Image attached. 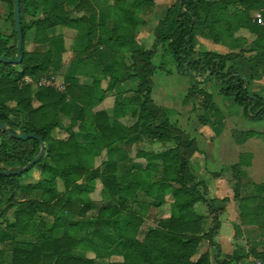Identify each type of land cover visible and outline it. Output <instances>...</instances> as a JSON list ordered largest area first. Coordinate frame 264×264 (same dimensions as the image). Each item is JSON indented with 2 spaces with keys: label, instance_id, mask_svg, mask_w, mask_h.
I'll use <instances>...</instances> for the list:
<instances>
[{
  "label": "trees",
  "instance_id": "trees-1",
  "mask_svg": "<svg viewBox=\"0 0 264 264\" xmlns=\"http://www.w3.org/2000/svg\"><path fill=\"white\" fill-rule=\"evenodd\" d=\"M41 1L46 0H21L22 62H0V123L6 124L12 133L35 135L45 142L44 157L25 174L36 170L41 177L48 175L50 186L35 198L33 192L41 182L24 183L25 174L0 175V264H98L113 256L122 260L108 264H239L251 256L264 264V251L242 250L220 259L216 232L221 225L219 215L230 199L208 197V186L191 170V159L199 151L197 139L177 126L152 96L157 68L152 60L163 46L180 71L221 85V94L234 98L246 117L263 119L264 92L250 91L249 80L240 73L238 63L250 54L264 65V25L253 23L252 17L253 11H264V0H178L159 22L152 49L140 45L136 30L143 7L154 5L153 0L135 3L133 9L129 0H112L114 3L107 6L113 21L111 29L98 21V9L102 6L98 0H58L56 6L39 16ZM0 3L8 6V20L13 27L10 35L0 33V56L15 59L19 39L15 0ZM82 13L81 17L74 16ZM28 15L34 17L30 22ZM75 24L88 36L87 45L79 53L78 70L90 66V59L110 30L112 40L120 44L104 78H94L95 84L88 87L81 85L77 76H68L64 91L25 83L26 77L38 81L50 75L52 56L51 51L28 50V34L35 30V43L50 42L56 48L63 43V36L57 35L56 29ZM238 27L249 29L254 39L236 36ZM199 37L225 46L229 52H199ZM131 80L137 83L131 97L117 91L120 83ZM113 91L115 115L111 118L106 111L95 108L105 94ZM12 103H17L16 109L11 107ZM128 103L137 109L133 114L136 122L131 126L119 120ZM76 105L81 109L73 117ZM63 115L72 116L69 126L64 125ZM56 130L63 131L65 136H55ZM255 133L246 132V136L253 137ZM80 136L85 139L80 140ZM132 142L137 143V148L144 142L154 149L159 147L150 151L138 148L137 158L148 161L145 168L120 164L123 156L130 158L125 146ZM41 149L38 138L15 139L0 127V170L24 168ZM104 153L106 159L97 165ZM242 165L234 164L228 170L236 181L234 192L240 201L242 223L252 224L261 216V211L253 213L252 204L261 192L264 194V183L253 186L254 192H258L255 196L240 199ZM222 175L223 172L216 174ZM99 180L103 186L102 205L96 208L91 193ZM201 202L208 206V215L197 212L196 205ZM168 204L170 215L162 216L140 240L152 209ZM205 241L214 251L195 258ZM76 250L91 251L96 257L77 255Z\"/></svg>",
  "mask_w": 264,
  "mask_h": 264
},
{
  "label": "rangeland",
  "instance_id": "rangeland-1",
  "mask_svg": "<svg viewBox=\"0 0 264 264\" xmlns=\"http://www.w3.org/2000/svg\"><path fill=\"white\" fill-rule=\"evenodd\" d=\"M157 1L158 3L154 5L147 4L144 6L141 12L140 19L144 18L145 20V27L146 31L149 32V38L144 37L139 43L147 49L153 48L155 30L159 22L165 17L169 7L174 5L178 0ZM37 3L39 4V1H37ZM46 3L47 0L41 1L40 5H38L40 8L39 16L42 14L45 15L51 10V7H49L50 5L47 7ZM57 3L58 2L52 3V5L56 6ZM260 12L263 13L264 11L260 10ZM74 16H76V14H74ZM33 18L34 17H31V15H28L27 22H30ZM253 23L259 26L264 25L262 21L258 20L253 21ZM0 33L5 35L13 33L12 22L8 20V6L4 3H0ZM243 33L249 36L250 39H254V36L250 35L248 32L243 31ZM29 39H31L30 33L27 36V48L28 50H33V42L29 41ZM213 44V42L199 37L196 49L199 52H205L210 49L215 51ZM257 60L258 58L255 55H247L245 60L239 61V71L249 80L251 92L263 93L264 65H262L263 63H258ZM152 61L157 67L153 76L152 96L155 103L159 106H163L169 113L171 120L177 124V126H180L190 133L191 136L195 137L198 141L199 151L191 159V170L196 178L204 181V183L211 188V192H215V187H217L216 183L219 178H227L229 184L234 186L235 182L231 178V171H229L228 168L240 161L243 164L248 163L253 155V163L254 166H256V172L251 174V170L245 168L246 171L244 170V173L246 174L244 178H246V182L250 185H252L253 181L257 183L260 182L262 163H264V118L261 120L249 119L246 117L243 108L235 102L234 98L221 94V85L214 84L209 79H197L186 72L180 71L177 63L165 47H160ZM230 64L231 62H229V65ZM259 75L263 77L256 80L255 77H259ZM50 78H52V75L44 76L38 81L32 80L29 84L46 87L40 86L39 82L43 79ZM24 82L26 83L25 79ZM34 105L38 106V103L35 102ZM11 107L16 109L17 103H12ZM133 109L134 114L137 112V109ZM62 120L66 121L65 117H63ZM133 122V119L132 121L130 120V124ZM251 131L256 132L255 136L247 137L246 132ZM79 139L81 140V138ZM243 140L246 142L242 144ZM133 143L134 142L125 146L126 152L129 151L130 157L134 159L133 162L131 161L132 164L139 168L148 166V163L142 160V158L137 159L138 148L150 151L153 150L154 147L144 142L137 148V143ZM158 148L159 147H156L155 149L158 150ZM241 151L249 152L245 154L244 160L240 155ZM123 157L120 164L127 166V160H129V158ZM103 159V156L99 158L97 160V165H100ZM257 168L259 169L257 170ZM221 172H223L222 176H216V174ZM39 175L40 173L36 170L35 173L31 172L30 175L25 174L22 182L28 183L29 179L38 177ZM46 178L48 179L49 176H42L38 179V182H41L40 187L33 192V197L39 198L41 194L48 189L50 183ZM102 188V183L99 180L95 188L96 190L91 194L93 200L96 202V208L102 205ZM214 196L215 195L211 193L210 197ZM196 210L202 215H208L209 213L208 206L203 202L196 205ZM95 212L96 210L90 213L89 216L91 217ZM168 213H170L169 204L160 209H154L146 219L139 239L143 240L149 228L155 226L158 220ZM228 216V214L222 215L221 221H228L226 220ZM212 224V222L209 223V226H212ZM227 226L232 230L231 225ZM7 247L9 246L7 245ZM7 247L4 246V248ZM212 250L213 248L210 244L205 241L199 250V254L195 258H199L200 255L207 252L211 253ZM217 253L216 251V254ZM223 256L226 255L220 253V259L224 258ZM11 260L12 253L9 251L7 253V261L10 262ZM120 260H122L120 256H113L111 259L99 261L98 264H108L111 261L115 262ZM252 262L261 264L259 260H253Z\"/></svg>",
  "mask_w": 264,
  "mask_h": 264
},
{
  "label": "crops",
  "instance_id": "crops-1",
  "mask_svg": "<svg viewBox=\"0 0 264 264\" xmlns=\"http://www.w3.org/2000/svg\"><path fill=\"white\" fill-rule=\"evenodd\" d=\"M56 0H49L46 3V6L48 7H54L52 3H56ZM109 1V2H108ZM142 0H129L128 5L131 9H133V5L135 3H139ZM155 1V2H154ZM153 2L156 4L158 3L157 0H153ZM98 3L102 6H99L98 9V21L100 23L106 24L107 26L112 28V19L108 16V4L114 3L112 0H98ZM260 10H263V8L259 10H255L252 12L253 20L257 21V17L260 14L261 15V21L264 24V14L260 12ZM82 14H76L77 17L83 16ZM145 20L144 18H141L137 22V30H136V39L138 42H140L141 39L144 37L149 38V32L146 31L145 27ZM240 27V26H239ZM237 28L236 36H244L250 39L249 36L243 33V31L248 32L250 35L252 33L249 31V29L246 28ZM239 29V30H238ZM86 32L81 30L78 25H73V27H58L56 29V34L63 36V43L56 47L53 45V43H35V36L36 31L33 30L30 35L31 39L29 41H32L33 44V50L34 52H47L51 51V63L49 67L50 75L56 77V83L60 85L62 82H65V79L68 76H77L79 78V82L81 85H85L88 87H92L95 84L94 78H104V72L105 69L109 68L112 65L113 62V55L115 52H119L120 50V44L112 40V31L110 30L109 33L104 37L102 45L99 47V50L97 51V54H95L90 59V66H88L86 69H79L78 70V63L80 60L79 53L84 49V47L88 43V36L85 34ZM253 40V39H250ZM141 44V43H140ZM213 47L215 51H219L221 53H228L229 49L225 46L221 45H215L213 44ZM211 50V49H210ZM119 56H122L120 54ZM78 70V73H77ZM107 84L106 79H104L103 85L105 86ZM136 83L135 80L122 82L119 84L117 91L122 93L125 92L126 97H131L133 95L134 90H136ZM116 91L108 92L105 94V99L103 102L95 108V111H106L109 116L112 118L115 115V99H116ZM129 102V101H128ZM39 106V104H38ZM81 106L76 105L73 110V117H77L80 112ZM134 109H132V106H130V103L127 104L125 109V114L120 117V121L125 124L126 126H131L136 122V117L133 115ZM72 116L69 115H63L65 117L66 121H63L64 125L69 126L72 120ZM134 120L133 123L130 124V120ZM60 134V135H59ZM54 135L57 137H64L65 134L61 130H56L54 132ZM82 140L85 138L83 136H80ZM246 141L243 140L242 144ZM249 152L241 151L240 155L241 157ZM251 154V153H250ZM249 154V155H250ZM104 157L103 160L106 159V154L104 153L102 155ZM138 159V158H137ZM142 160H145L147 163L148 161L144 158ZM252 160V161H251ZM134 159L132 157L127 160L128 164L127 166H132V162ZM241 162V161H240ZM239 162V163H240ZM235 163V164H239ZM263 166L261 168L262 174H261V181L255 182L253 181L252 185L248 184L246 182V178H244V174H240L242 179L243 187L241 188V191L239 192L240 196L239 198H251L256 195L258 192H254V188H252L254 185H259L264 183V163H262ZM234 165V164H233ZM253 163V155L250 159L249 163H245L242 165V170L246 171L245 168L248 170H251V174H254L256 172ZM133 167H136L133 165ZM139 168V167H138ZM145 168V167H142ZM259 168H257L258 170ZM41 178L39 175L38 177L29 179L28 183H37ZM263 179V180H262ZM236 183V181H234ZM234 183V185H235ZM217 187H215V192H211V188L208 187V197L210 199H225L229 198L230 202L227 204V207L225 211L219 215V221H220V228L216 232V241L220 245L221 253L224 258L233 256L235 252L243 250L242 253H248L252 250H255L257 252H263L264 251V194L261 192V196L257 198V202L252 204L253 206V213L260 212L261 216L260 219H258L256 222L252 224H243L241 220V209H240V201L239 199L235 198V192H234V186H231L229 184V181L227 178H219L217 183ZM93 193V192H92ZM91 193V194H92ZM211 193H213L215 196L210 197ZM92 197V196H91ZM93 199V198H92ZM168 203H171L170 197H168ZM260 208V210H259ZM154 209H160V208H153ZM151 211V212H152ZM150 212V213H151ZM228 214L226 220L228 221H221V216ZM170 213H168L166 216H169ZM51 219V218H50ZM52 220V219H51ZM227 225L232 226V230L228 228ZM240 252V253H241ZM76 254L80 256H85L88 258H95V253L91 251H82V250H76ZM256 261L257 259L255 257L245 258L244 260H241L239 264H255L252 261ZM260 262V261H259ZM261 263V262H260ZM232 264H236L233 262Z\"/></svg>",
  "mask_w": 264,
  "mask_h": 264
},
{
  "label": "water",
  "instance_id": "water-1",
  "mask_svg": "<svg viewBox=\"0 0 264 264\" xmlns=\"http://www.w3.org/2000/svg\"><path fill=\"white\" fill-rule=\"evenodd\" d=\"M15 20H16V26L18 30V54L15 59H7L3 56H0V62H5V63H12V64H20L23 60V55H22V49H23V44H24V36H23V30H22V23H21V0H15ZM1 129L6 132L10 137L15 138V139H20V140H28L31 138H38L41 142V152L40 154L32 161L30 162L27 166L24 168L18 169V170H0V175L4 176H15L19 174H24L25 172L29 171L30 168L34 165H36L45 155L46 153V144L45 142L35 136V135H24V134H15L12 133L8 126L6 124L0 123Z\"/></svg>",
  "mask_w": 264,
  "mask_h": 264
},
{
  "label": "built area",
  "instance_id": "built-area-1",
  "mask_svg": "<svg viewBox=\"0 0 264 264\" xmlns=\"http://www.w3.org/2000/svg\"><path fill=\"white\" fill-rule=\"evenodd\" d=\"M258 21H261V15L259 14L257 17ZM26 83L32 82V79L30 77L25 78ZM40 86H46V87H52L60 91H64L66 89L65 82H62L60 85L56 83V77L52 76L50 79H43L41 82H39Z\"/></svg>",
  "mask_w": 264,
  "mask_h": 264
}]
</instances>
